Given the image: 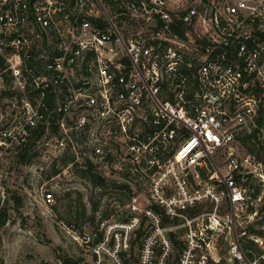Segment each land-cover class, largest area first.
I'll return each mask as SVG.
<instances>
[{
  "label": "built area",
  "instance_id": "built-area-1",
  "mask_svg": "<svg viewBox=\"0 0 264 264\" xmlns=\"http://www.w3.org/2000/svg\"><path fill=\"white\" fill-rule=\"evenodd\" d=\"M262 107L264 0H0V147L113 174L80 264H264Z\"/></svg>",
  "mask_w": 264,
  "mask_h": 264
},
{
  "label": "rangeland",
  "instance_id": "rangeland-1",
  "mask_svg": "<svg viewBox=\"0 0 264 264\" xmlns=\"http://www.w3.org/2000/svg\"><path fill=\"white\" fill-rule=\"evenodd\" d=\"M11 121L0 120V130ZM30 146L24 159L18 155L21 147H0V212L5 213L0 226V264H80L89 251L75 235L94 230L93 202L104 208L117 193L108 188L109 184L114 187L113 174L104 177L106 185L94 184L76 166L64 168L70 156L65 162L64 157L48 153V146ZM54 168L61 170L59 175L53 174ZM52 189L56 198L49 203L42 192ZM105 264L112 262L106 259Z\"/></svg>",
  "mask_w": 264,
  "mask_h": 264
},
{
  "label": "trees",
  "instance_id": "trees-1",
  "mask_svg": "<svg viewBox=\"0 0 264 264\" xmlns=\"http://www.w3.org/2000/svg\"><path fill=\"white\" fill-rule=\"evenodd\" d=\"M257 120H259V123H263L264 107L260 108L259 116H258ZM247 138H249V137H246V139L244 140L245 143L249 142V139H247ZM33 143L34 142H29L26 146L21 147V152L18 155L24 159L28 153V150L31 148L30 145H32ZM248 148L252 149L251 146H248ZM63 160L66 162L67 158L64 157ZM58 172H59L58 168L53 169V174H57ZM82 172L85 174H88L87 176H89L91 178V181L94 182V184L101 185V186L106 185L107 180L104 177L100 176L97 172H95L91 166ZM97 208H98V203L93 202L92 209L96 211ZM4 216H5V213L0 212V226L5 223V217ZM93 219H94V216H91L89 218V220H93ZM139 235H140V233L136 235V239H139Z\"/></svg>",
  "mask_w": 264,
  "mask_h": 264
}]
</instances>
